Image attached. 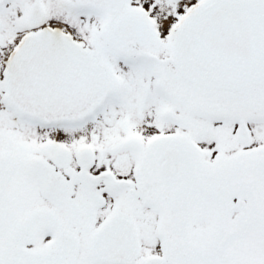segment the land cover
<instances>
[{"label": "snow or ice", "instance_id": "obj_1", "mask_svg": "<svg viewBox=\"0 0 264 264\" xmlns=\"http://www.w3.org/2000/svg\"><path fill=\"white\" fill-rule=\"evenodd\" d=\"M0 264H264V0H0Z\"/></svg>", "mask_w": 264, "mask_h": 264}]
</instances>
